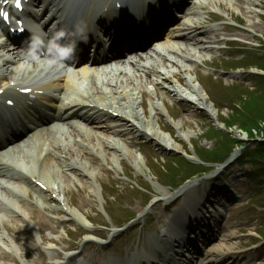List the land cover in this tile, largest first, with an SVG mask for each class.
I'll return each instance as SVG.
<instances>
[{
  "label": "rangeland",
  "instance_id": "1",
  "mask_svg": "<svg viewBox=\"0 0 264 264\" xmlns=\"http://www.w3.org/2000/svg\"><path fill=\"white\" fill-rule=\"evenodd\" d=\"M216 1L194 0V5L189 10L195 13L201 30L215 32V36L210 35L208 39L205 38L207 35L192 32L199 43L214 47L213 53L200 56L193 47L194 43L186 44L190 54L196 57L191 63L196 64V71L201 75H197V79L216 114V120L213 121L206 110L191 101L171 95L172 88L156 87L155 92L159 97L150 94V99L144 101L145 114L149 121L153 117V124L158 125L164 135L174 139L177 150L168 146H155L156 143H150L137 133H127L126 142L133 138L139 139V143L132 147L131 151L139 160L138 166H142L143 173H138L134 168L136 162L127 163L123 158L117 160L108 155L106 163L100 154L101 149H94L95 152L93 150L88 157V163L94 166L80 169L77 174L80 180L88 179L87 174H92L88 181L97 189L95 194L80 187L74 179V185L71 182L62 183L60 189H57L58 184H55V193H43L46 197L40 191L34 193L29 187L30 195L26 202L36 207L41 215H38L39 217L49 220L52 229L40 233L37 226L31 222L16 223L10 216V225H18L21 232L15 234L12 231L10 238L16 243L11 242L9 248L2 246L1 250L12 255L16 264H29L31 261L38 264L40 259L49 263L55 261L58 264H125L127 261L132 264H145L147 258L154 260V256L159 255L158 248L163 242L160 239V229L168 223L175 211L186 208L183 206L185 198L176 194L186 185L189 187L184 191L195 201L204 202L207 190L220 194L219 196L226 195L228 199L222 203L223 206L217 204V198H213L214 205H206L214 214L211 225L217 236L207 243L205 256L197 258L204 263L209 260L217 262L216 259L224 254L220 251L225 245H231L236 249L235 259L240 262L236 264H264V236L258 234L262 227L260 217L264 214V200L258 195L256 188H253L255 183L249 184L245 180V175L254 165V153L258 147L264 146V121H260L259 128L250 132L242 129L244 124H239V120L254 122L264 107V83L261 85L254 77L257 74L264 78V70L259 68L264 67V0H248L255 1L250 9L257 13V17L252 18L256 27H253L242 13L243 7L237 6L233 0H221L220 6L216 5ZM186 18L181 24L187 23ZM173 42L180 48L185 47V43L176 39ZM158 49L160 57L151 54L132 62L148 67L162 61V57L168 54L183 61V58L177 56L170 48L167 52L163 47ZM183 62L187 64V61ZM123 66L131 68L129 64ZM131 69L129 78L132 80L133 75H143L142 72ZM149 76L154 81L158 79L155 73H150ZM123 80L126 78L118 79L116 85L107 84L109 82L106 81L99 87L107 93L108 89L105 87L116 88L117 85L123 84ZM73 82L80 94L93 93L87 83L75 79ZM139 86L147 95L153 90L145 82ZM249 99L253 103L247 104ZM128 101L130 100H127L126 104H130ZM139 106L140 103H137L134 108L141 113ZM156 112L159 114L155 118ZM171 122L179 126L173 127ZM107 125L117 131L124 130L123 126L113 121ZM179 127L181 128L176 129ZM79 128L83 129L81 131L87 130L90 137L94 131L98 133L95 134L97 136H110L109 132H105L106 128L102 133L93 125L85 127L83 123H79ZM54 131L58 134V145H75L72 138H69L68 142L65 141L63 131L60 132L59 128ZM147 143L149 145H146ZM6 157L22 164L20 155L19 158ZM140 159L145 163L142 164ZM192 175L195 178L191 177ZM64 193H67L68 199L75 205L72 207H77L83 213L79 215V222L63 219L62 215L54 210L57 204L53 200L62 202L65 199ZM164 194L169 197L167 211H163L164 206L159 205ZM36 198L38 205L35 202L29 203ZM187 204L189 209L190 203ZM65 208L68 209L69 206L65 205ZM27 213H30L28 208ZM4 233L5 231L0 232ZM207 233L205 230L204 234ZM188 236L195 239V234L188 233ZM223 236L229 237L228 241L223 239ZM187 247L190 251L191 247ZM50 250L60 251L65 257L60 256L52 260ZM218 250L221 256L213 257L214 252ZM67 253L69 256H66ZM184 254L189 255L188 252ZM196 260L194 258L193 262Z\"/></svg>",
  "mask_w": 264,
  "mask_h": 264
},
{
  "label": "bare ground",
  "instance_id": "2",
  "mask_svg": "<svg viewBox=\"0 0 264 264\" xmlns=\"http://www.w3.org/2000/svg\"><path fill=\"white\" fill-rule=\"evenodd\" d=\"M220 1L221 0H217L216 5L218 4V6H220ZM233 1L237 6L243 7L244 11H242V13L252 23L251 25L253 27H256V24L252 18L257 17V13L255 10H252L250 8L254 6L255 1L257 0ZM100 2L101 0H92L91 4H89V7L87 8L88 17L92 15L91 12L94 10V8H98L97 3ZM154 12L157 13V10L155 9ZM188 16L192 17L186 20L187 23H185L184 25L182 24V26L186 27L184 31L185 33H187L180 34V28L178 27L177 29L176 27L177 32H173L170 35L167 34L164 39V43L159 46L163 47L166 52L167 49L170 48V50L176 53L177 56H181L183 58V61H187V64H185L181 60L179 61L175 55L174 57H172L169 54L163 56L162 61L150 64L148 65V67L136 63L132 70L136 72H142L143 75H140L139 73L137 75H133V80L129 78V75H131L130 71H125V69H120L118 67V69H110V71H107V69H102L101 71H103L104 73L101 74V76L100 74H98V70L90 71L89 69L82 68L76 71V74H73L74 76H72V78L78 77L80 78V82H83L84 80L86 81L87 78V84L89 88L93 89L92 94L88 92L84 93V95L80 94L77 91L78 88L77 86H75L73 79L67 75L65 77H59L58 80L52 82L50 80L43 79L45 77H41L40 73L35 77L29 78V80L16 78V76H18L22 69V66H17V55L9 54V56L11 57L0 55V82L3 83L2 86H8V89L4 90L0 98L8 96V100L12 99L16 103L18 102V99L20 97H14V94L17 93L18 90L29 88L30 95H32L34 98H39L40 103L49 105L53 101H58L60 97H66V94L67 97H72L74 95L70 99L65 98L67 101L59 103L54 108H56L55 114L57 116L55 122L62 123L61 125H68L67 129L62 127V129H65L63 133L65 136V141L68 142L69 138H72L73 143L75 144L73 146L67 147L58 145L56 143V131L48 129L45 133H43V135L42 133H40V136H38L36 139L24 143L22 146L23 150L21 149L20 151H18L17 155H20L22 157V166L27 170V174L29 175H25L23 173H21L18 177L10 175V172L12 171L11 168H13L12 164L0 159V232L2 231L3 233L5 231L4 234H0V264H16V260L12 255L6 253L5 250H1L3 249L2 246L9 248L11 242L16 243V241H12V239L10 238V234H12V231L15 234L21 232V229L18 227V225L15 227H12L10 225V222L8 220L10 216L15 219L16 223H21V221L31 222L32 224L37 226V229L40 233H42L41 231L52 229L49 220L39 217L41 215L38 214L36 207H34L32 204H28V201L26 202V198H29L30 195L29 187L34 190V193L40 191L41 194L46 197V195L43 193L48 192L50 195L55 193L53 188L55 184H58L57 189H60V184L62 183L71 182L74 185V179L80 184V187L87 188L91 191L92 194H95L97 192V189L92 187L91 182L89 183L88 181L90 180L89 178L92 176V174H87L88 179L85 180L78 179L79 174H77L79 173L80 169L85 170L86 168L94 166L88 163L90 162V160H88V157L93 153L94 149H101L100 154L103 158V161L106 163H108V159L106 158L108 157V155H111L117 160H119L118 158H123V160L127 163L128 161L133 162L134 164L136 162L134 168L138 173H143L142 166H138V164L140 163L139 160L131 151V148L139 143V139L133 138L131 141L126 142L125 136L127 133H137L138 135H140V137H143L150 143H156L157 145L155 144V146H168L172 150L176 149V146L174 145V139L164 135L161 132V129L157 127L158 125L155 126L153 124V117L149 121L145 114L146 111L143 107L144 101L150 99V94H154L156 98L159 97L158 93L155 92L156 87L168 86V88H172L171 95L183 100L185 99L191 101L197 107L206 110L209 117L213 121L216 120V114L213 108H211V104L204 92L201 83L197 79V77H201V75H199L196 71V64L191 63L193 62V58L195 56L193 57L190 54L187 45H185L187 43H194L195 46L193 47L197 50L196 53H198L200 56H204L208 53H213L214 47L205 46L203 43H199L198 40H196L195 37H192L190 34L192 32H198L200 33V35H207L205 38L208 39L211 36H215V32H207L205 30H201L199 27L200 23L198 19L192 14H189ZM152 27H155L153 23ZM155 28H159V26H156ZM2 29L4 28L0 27V30ZM159 30L160 29H156V31ZM176 37H178L176 40L180 39L185 43V47L180 48L174 44L175 42H173V40ZM5 49L6 48L4 44L0 43V52ZM158 50L159 49L157 48L154 52H152L155 57L158 55L159 57L161 56L160 54H158ZM3 53L8 54L6 51ZM31 65L34 68L38 67L34 63H31ZM50 70L54 69H48V72ZM6 72H8V75H10L9 79H7ZM150 73L157 74L158 79H156L155 81L151 79L149 76ZM120 76L124 79L126 78V80H123L124 86L123 84H119V86L117 85V87L113 89L107 88V86L105 87L106 90L108 89L107 93L102 90L101 86L99 87V85H104V80H107V82H109L107 84L115 83L116 85V81L118 82V79L121 78ZM144 82L150 85L153 89L150 90V93L148 95L144 91L139 89V84ZM53 90L61 96H53L48 93L49 91L53 92ZM106 98H108V100H106ZM127 100H130L128 101L130 102V104H126ZM137 103H140L139 107L141 109V113L138 112V109H136V107L134 108L135 104ZM82 108H90L93 114L88 117H86L84 114L81 115L79 110ZM158 114L159 112L155 113V118L158 117ZM76 118L85 121L86 123L92 124L94 127H96V130L100 131V133L104 132L103 129L106 128L105 132H109L110 136H105L106 138L97 136L95 134L98 133L94 131L93 136L90 137L87 130L81 131L82 129H80L79 126L76 125L77 122L74 121V119ZM110 121H113L118 125L120 124L121 126H123L124 130L117 131L111 129L110 126L107 125V123H110ZM171 124L173 125V127L179 126V124H175L172 122ZM180 128L181 127L176 129ZM38 131L40 130H37L35 132ZM91 131H89V133ZM109 138H111L110 141H108ZM146 145L149 144L147 143ZM108 150H110L111 152L107 153ZM11 154L14 155V152L11 151ZM141 154L142 153H140L139 155L141 156ZM140 160L142 164L145 163L143 162V159ZM13 169L15 170V168ZM191 177L195 178V176L193 175ZM4 178L8 179V181L4 182L3 180H1ZM187 186L188 185L181 188L179 191H177L176 194L181 195V197L183 196L186 199L185 201L187 203H194V205L190 203V206H194L197 212L201 213V217L199 219L202 221H198V217H196V215L198 214L196 213L195 209L188 211L186 210V206L185 209L181 208V210L174 212L172 218L169 220V223L162 226V235L160 236V239L165 243V249L170 250L171 254L173 255V257L170 258L173 260V264H175L174 259L177 256V248H180L181 251L182 249H186L187 251H189V248L186 246L190 241L186 242V238L183 237V230H188L189 227L199 228L204 223V218H213V214L210 211L203 212L202 207L198 209L195 202H193L192 199L188 197V194L184 191ZM205 194L213 197L214 192L207 190ZM63 196L65 199L62 202L53 200L57 204L54 206V210L57 213L61 214L63 219H73L79 222V215L83 213L80 212L81 210H78L77 207H75V209L74 207H72L75 205L68 199L69 196L67 197V193H64ZM168 198L169 197L167 194H164L161 197V203L159 205L164 206L163 211H167V207L169 206ZM34 202L38 205L37 198L34 201H29V203ZM65 205L69 206V208L66 209ZM27 208L30 210L29 215L27 213ZM41 208L45 209V207L43 206H41ZM206 213L209 216H207ZM190 216L195 218H190ZM201 238L204 241L207 240L205 235ZM223 239L228 241L229 237L223 236ZM41 240L43 241L42 238ZM168 243L171 244L170 248H167ZM235 251L236 249H234L233 246L225 245L224 249L220 251L224 253L222 255L223 257L219 258V256H221L219 250L214 252L213 257L219 258L216 260H218V263L221 264L240 263L237 259H235V256L237 254ZM49 255L52 260H55L60 256L65 257V254L55 250H50ZM66 256H69V254L67 253ZM50 262L51 263L40 259L38 264H58L55 261ZM243 263L244 262H242L241 264ZM29 264H35V262L31 261V263ZM208 264H217V262H213V260H210V263Z\"/></svg>",
  "mask_w": 264,
  "mask_h": 264
},
{
  "label": "trees",
  "instance_id": "3",
  "mask_svg": "<svg viewBox=\"0 0 264 264\" xmlns=\"http://www.w3.org/2000/svg\"><path fill=\"white\" fill-rule=\"evenodd\" d=\"M260 81H261L260 84L263 85L264 78H260ZM249 103H253L251 102V99L248 100L247 104ZM262 120L264 121V107L263 109L260 110V113H258L257 119H255L254 122L252 121L250 122V120L242 122L239 120V124H244V127L241 126L242 129H245L246 131L250 132L253 129L259 128V124L261 123L260 121ZM263 156H264V146H260L258 147V150L254 153V160H252V162H254V165L252 166V169L247 174V179L250 182H254L256 184L255 188L257 192H259L258 195L262 197V199L264 200V159H262ZM262 222H263L262 227L260 228V231L258 232L259 236H264V217L262 218Z\"/></svg>",
  "mask_w": 264,
  "mask_h": 264
},
{
  "label": "clouds",
  "instance_id": "4",
  "mask_svg": "<svg viewBox=\"0 0 264 264\" xmlns=\"http://www.w3.org/2000/svg\"><path fill=\"white\" fill-rule=\"evenodd\" d=\"M40 45H41V39L34 38L31 54L38 57L39 51H40ZM74 52H75L74 46L71 48L61 47L60 50L56 52V57L57 58H67L69 55H73Z\"/></svg>",
  "mask_w": 264,
  "mask_h": 264
},
{
  "label": "snow or ice",
  "instance_id": "5",
  "mask_svg": "<svg viewBox=\"0 0 264 264\" xmlns=\"http://www.w3.org/2000/svg\"><path fill=\"white\" fill-rule=\"evenodd\" d=\"M16 7L17 8L21 7L20 0H16ZM0 16H2L5 20L8 19V14L6 12L0 11Z\"/></svg>",
  "mask_w": 264,
  "mask_h": 264
}]
</instances>
